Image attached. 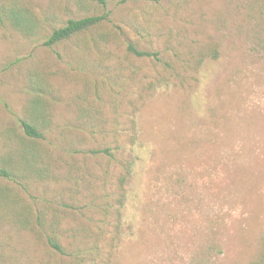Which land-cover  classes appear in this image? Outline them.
Masks as SVG:
<instances>
[{
    "label": "rangeland",
    "instance_id": "374dc122",
    "mask_svg": "<svg viewBox=\"0 0 264 264\" xmlns=\"http://www.w3.org/2000/svg\"><path fill=\"white\" fill-rule=\"evenodd\" d=\"M19 2L37 27L0 25V264H264L263 0Z\"/></svg>",
    "mask_w": 264,
    "mask_h": 264
},
{
    "label": "trees",
    "instance_id": "16d2710c",
    "mask_svg": "<svg viewBox=\"0 0 264 264\" xmlns=\"http://www.w3.org/2000/svg\"><path fill=\"white\" fill-rule=\"evenodd\" d=\"M100 4H104L106 0H96ZM264 6V0H263ZM102 17L98 15L86 16L78 19H68L61 27L55 28L48 38L44 41V45L51 46L60 43L74 35L87 31L101 21ZM11 25L20 30L22 33L31 34L37 27V21L32 13L22 5L19 0H0V25ZM128 50L136 56H148L150 53L139 51L133 45H128ZM23 129L28 135L39 137L40 134L34 125L27 121H21ZM0 175L10 177L9 173L0 169ZM123 180V179H122ZM48 243L52 248L59 252H63L61 245L55 238H48Z\"/></svg>",
    "mask_w": 264,
    "mask_h": 264
}]
</instances>
